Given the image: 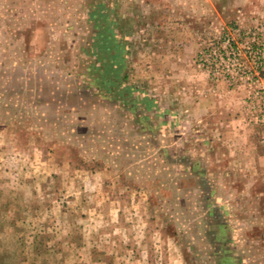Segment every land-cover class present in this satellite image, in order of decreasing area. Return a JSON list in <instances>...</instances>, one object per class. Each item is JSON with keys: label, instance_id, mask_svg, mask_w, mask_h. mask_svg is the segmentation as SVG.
<instances>
[{"label": "rangeland", "instance_id": "rangeland-1", "mask_svg": "<svg viewBox=\"0 0 264 264\" xmlns=\"http://www.w3.org/2000/svg\"><path fill=\"white\" fill-rule=\"evenodd\" d=\"M0 264H264V0H0Z\"/></svg>", "mask_w": 264, "mask_h": 264}, {"label": "crops", "instance_id": "crops-1", "mask_svg": "<svg viewBox=\"0 0 264 264\" xmlns=\"http://www.w3.org/2000/svg\"><path fill=\"white\" fill-rule=\"evenodd\" d=\"M167 121H168V124L165 126L167 129H168V131H170V132H176V130H175V128H177V125H176V115H174L173 113H168V115H167ZM185 121H187V122H189L188 120H185ZM192 126V125H191ZM183 128H185V127H183Z\"/></svg>", "mask_w": 264, "mask_h": 264}]
</instances>
